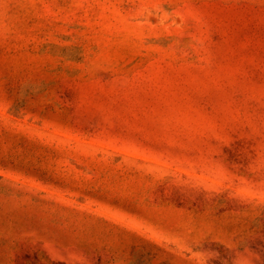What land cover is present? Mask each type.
Segmentation results:
<instances>
[{
  "label": "rangeland",
  "instance_id": "obj_1",
  "mask_svg": "<svg viewBox=\"0 0 264 264\" xmlns=\"http://www.w3.org/2000/svg\"><path fill=\"white\" fill-rule=\"evenodd\" d=\"M0 264H264V0H0Z\"/></svg>",
  "mask_w": 264,
  "mask_h": 264
}]
</instances>
